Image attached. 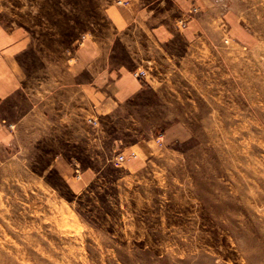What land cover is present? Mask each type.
Segmentation results:
<instances>
[{
  "label": "rangeland",
  "instance_id": "obj_1",
  "mask_svg": "<svg viewBox=\"0 0 264 264\" xmlns=\"http://www.w3.org/2000/svg\"><path fill=\"white\" fill-rule=\"evenodd\" d=\"M210 2L159 42L119 0H0L29 40L0 53V264H264V0Z\"/></svg>",
  "mask_w": 264,
  "mask_h": 264
},
{
  "label": "crops",
  "instance_id": "obj_2",
  "mask_svg": "<svg viewBox=\"0 0 264 264\" xmlns=\"http://www.w3.org/2000/svg\"><path fill=\"white\" fill-rule=\"evenodd\" d=\"M212 2H214V0H212ZM208 4H211L210 0H119V9L115 11L117 33L126 32L128 28L132 26H139L146 35L155 38L159 42L168 40L173 34L169 29L170 26L164 22V17H162V15L166 11V8L169 7L176 10L178 17L180 16V18L186 19L187 35H197L198 31L203 32L202 24H204L207 13L205 11V5ZM28 43L29 40L26 39V36L23 34L13 33L12 35H8L6 32L0 30V53L4 55L3 59L6 61L9 58L14 57V53L17 54L22 51V47ZM0 62L2 61L0 60ZM93 67L94 63L92 61L85 60L79 62V64L75 61L74 65L68 69L70 82L65 87L70 89L78 87L77 83L74 81L76 77H78L76 68H84L85 70H89L91 73ZM109 78H111V75L108 72L107 67L102 66L100 72L96 75L95 83L107 85ZM93 81L80 86L84 93L93 91ZM114 86L116 89L113 96L118 102L133 99L138 95L140 89L142 88L141 83L131 74L122 73L115 79ZM96 90L97 89L95 88L94 91ZM107 97L108 96L106 94V97L104 98L106 101ZM70 99H74V97ZM104 103L106 104H103L102 101L98 104V107L100 109L106 108L103 113H108L110 111V105L108 102ZM89 122L92 121L89 120Z\"/></svg>",
  "mask_w": 264,
  "mask_h": 264
},
{
  "label": "built area",
  "instance_id": "obj_3",
  "mask_svg": "<svg viewBox=\"0 0 264 264\" xmlns=\"http://www.w3.org/2000/svg\"><path fill=\"white\" fill-rule=\"evenodd\" d=\"M136 76H138V75H136ZM140 76H144V73H140Z\"/></svg>",
  "mask_w": 264,
  "mask_h": 264
}]
</instances>
